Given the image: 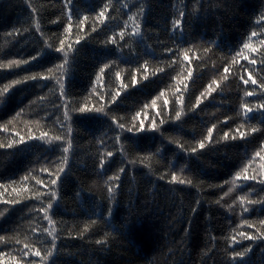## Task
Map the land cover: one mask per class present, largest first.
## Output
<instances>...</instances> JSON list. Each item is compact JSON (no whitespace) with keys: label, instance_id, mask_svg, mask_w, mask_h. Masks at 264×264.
<instances>
[{"label":"trees","instance_id":"16d2710c","mask_svg":"<svg viewBox=\"0 0 264 264\" xmlns=\"http://www.w3.org/2000/svg\"><path fill=\"white\" fill-rule=\"evenodd\" d=\"M66 4L0 0V89L36 77L0 95V264H264V239L245 238L264 233L246 202L264 201V0H72L67 32Z\"/></svg>","mask_w":264,"mask_h":264},{"label":"snow or ice","instance_id":"6c2138e0","mask_svg":"<svg viewBox=\"0 0 264 264\" xmlns=\"http://www.w3.org/2000/svg\"><path fill=\"white\" fill-rule=\"evenodd\" d=\"M71 4H72V0H67L66 8H67V18H68V20H69V24H68V28L66 29V32H67V31H70L71 28H72V23H71V20H72V8H71ZM184 15H185V13L181 12V13H180V17H181V19H177V20L174 21V24H173V28H174V30H175V29H180V28L182 27V24H183V20H182V18L184 17ZM99 16L102 18V17L104 16V12L101 11V12L99 13ZM85 19H86V17H85ZM81 23H83V21H81ZM138 28H139V25H134V27H133V34H134V35H139V33L137 32V29H138ZM93 30H95V29H93ZM252 35H253V36H256L257 34H256L255 32H253ZM120 38H121V39L124 38V33H123V32L120 33ZM109 39L111 40L112 43H115V38H114V37H111V38H109ZM77 43H79V40H77ZM67 47H68V48H71V44L67 45ZM244 47H245V48H249L250 45L245 44ZM64 49H65V42H64V40H61V41H60V47L56 49V52H63ZM252 51L255 52L256 49L253 48ZM33 59H35V57H33ZM185 59H188L187 55H185ZM245 59H247V58H245ZM65 61H67V55H66V54H65ZM25 63H28V61H10L9 64H8L7 66H9V67L12 66V65L20 66V65L25 64ZM250 63H251V64H255L256 62H255V60H252V61H250ZM0 67H5V65H0ZM108 67H109V65H108V64H105L103 67L100 68V70H99L100 73L103 74L104 71H105V69L108 68ZM225 71H227V69H225ZM116 75H117V78H119V75H120V74L117 73ZM28 79H36V77H25L23 80H16V81H13L12 84H10V85L4 87L3 89H0V95L8 94V93H9V89L12 87L13 84H21V83H24L25 81H27ZM241 80H242V83H243L244 85H248L249 82H251L252 85H256V83H257L255 79H252V78H251V75H249L248 79H245L243 76H241ZM132 84H133V85H136V84H137V80H136L135 77H133V79H132ZM61 87H63V85H61ZM122 87L126 89V88L128 87V85H122ZM259 87H260L261 89H264V83L260 84ZM209 91H212V89L210 88ZM61 95H63V93H61ZM119 95H120V93L117 92V93L115 94V96H113V102L115 101L116 97L119 96ZM161 95H163V93H161ZM246 95H247V96H253L254 93H253V92H246ZM199 103H200V101L198 100V101H197V104H199ZM167 104H168V101L165 99V101H164V105H167ZM152 107H153V108L156 107V101H155V100L152 101ZM257 107H258V109H260V110H264V103H260ZM243 108L245 109L246 113H252V112H253V108L249 107L247 104H244V105H243ZM94 110L97 111V112H103V111H104L103 107L98 108V109H94ZM87 111H93V109H89V108H87V106H83V107H80V108H79V112H81V113H84V112H87ZM157 115H160V113L158 112ZM175 115H176V119L179 120V118H180V116H181V113H180L179 111H177V112L175 113ZM136 116H137V117L140 116V113L137 112V113H136ZM65 118H67V107H66V106H65ZM113 123L116 124V126H117L119 129H121V130H125V125H124L123 123H118L117 120H116V118H113ZM164 123H165V121H164L163 119H161V120H160V124L163 125ZM62 127H63V125H62ZM213 127H214V126H213ZM146 130H149V129L146 128V126H145V124H144L143 121H140L138 126H137V125H133V127H130V128H127V129H126V131H127V132H130V133H131V132L141 133V132L146 131ZM150 130H151V131H156V130H157V125H156V120H155V119H152V123H151V128H150ZM260 130H261V129H258V128H256V127H253V128L251 129V132H252V133H255V132L260 131ZM69 131H70V130H69ZM237 131L239 132V138H240V139H244V138H245V133H244V132H240L239 129H237ZM211 135H212V128H209V129H208V139H209V141H211ZM47 136H48V134L45 133V132H42V133L40 134V138H46ZM224 137H225V138H229V133H228V132H225V133H224ZM30 138H31V137H30ZM54 139H55V140H63V137H61V136H56ZM119 139H120V137L117 136V137H116L117 142L119 141ZM231 139L234 140V139H237V137H236V136H232ZM23 142H24V137H20L19 141H16V143H23ZM12 146H13L12 144H8V145H7V147H9V148H11ZM70 146H71V144H70V141H69V147H70ZM0 147H4V145H0ZM69 147H65V148H63V152H64V153H68V152H69ZM198 147H199V149H204V148L206 147L204 140H201V141L199 142ZM191 152H192V153H196V152H197V148H195V147L192 148V149H191ZM107 155H108L109 157H111V156L113 155V153L108 152ZM256 156H260V153L257 152V153H256ZM261 159H264V157H261ZM64 163H65V164L67 163V158H66V157H65V159H64ZM100 166H101V168H103V166H104V161H103V160H101V162H100ZM262 167H264V165H262ZM64 170H65V169H64L63 167H61V168H59V170H58L56 173H49L50 176H52V175H55V176H56L55 179H51V180H50V184H51L52 186H55V185L57 184V180L60 178V173H63ZM42 171H48V170L45 168V169H42ZM119 171H120V172H123L124 169L121 168ZM262 175H264V173H262ZM236 177H237V178H242L244 181H248V180H253V181H255V180L257 179L256 175L249 176V175L247 174V168H246V167L244 168L243 172H237V173H236ZM25 179H27V177H26ZM119 179H120V177H119L118 175H117V176H114V177H109V181H111V180H119ZM172 181H173V182L177 181V176H176L175 174L172 175ZM179 182H180V183H184V181H182V180L179 181ZM259 182H260L261 184H264V179H261ZM38 183H41V182L38 181ZM105 183H108V181H106ZM188 183L191 184V181H188ZM107 191H108L109 193H111V192H112V187L109 186V187L107 188ZM229 191H231V189H229ZM50 198H51L52 200H55V199H56V193H55L54 191L50 193ZM240 200H241L242 202H245V198H244V197H240ZM16 202H17V201H15V200L9 201V203H16ZM246 202H247V204H249V205H252V204H258V203H259V204H264V201H251V200H249V201H246ZM52 207H53V204H52V203H49V204L47 205V208H41V209H40L41 212H44V213H45V216H44L45 219H48L47 211H48L49 209H52ZM244 210H245V211H248L247 208H245ZM193 211H195V209H193ZM49 223H51V221H49ZM260 223H261V224H264V220H261ZM53 231H54V230H53ZM49 235H52V239H53V245H52V246H53V249H54V248H55V243H54V242H55L56 236L53 235V233H52L51 231L49 232ZM241 235H244V234L242 233ZM245 238H246V239H249V240H253V239H264V233H262L260 237H256V236H252V235H247V236H245ZM0 239H2V238H0ZM233 240H235V237H233ZM96 243H97V244H101V243H103V242H102L101 240H97ZM24 247H25V249H27L29 246H28V245H25ZM24 255H28V252H24ZM32 255H34V256H36V257H41V251H40L39 249H36V250L32 253ZM48 255H49V256L52 255V252L49 251V252H48ZM234 255H235V257L243 258L244 253H243V252H241V253H235ZM44 258L47 259V257H44ZM18 264H19V262H18Z\"/></svg>","mask_w":264,"mask_h":264}]
</instances>
